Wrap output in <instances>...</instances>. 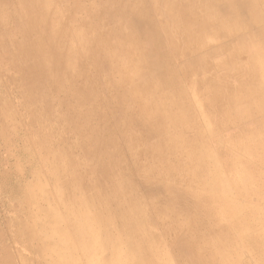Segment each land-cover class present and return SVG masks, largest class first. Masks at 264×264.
Segmentation results:
<instances>
[{
  "label": "bare ground",
  "instance_id": "6f19581e",
  "mask_svg": "<svg viewBox=\"0 0 264 264\" xmlns=\"http://www.w3.org/2000/svg\"><path fill=\"white\" fill-rule=\"evenodd\" d=\"M62 4L66 17L77 26L72 32L60 17L63 12L56 0H0V66L11 69L13 60L19 62L22 70L17 79L21 83L16 90L29 125L38 128L42 147L52 138L58 140L56 168L65 173V178H60L62 184L57 182L73 192L67 196V204L65 200L62 204L67 207L72 203L83 216L85 212L90 214L88 220L74 223L75 237L87 229L94 233V228L105 235L116 224L127 239L126 246L144 254L153 248L143 236L139 208L127 201L126 189L119 186L113 170L120 165V149L113 140L109 113L120 111L115 128L124 136V149L145 155L147 141L143 143L142 138L138 143V135L144 133L146 139L163 137L167 123L163 117L169 104L180 106L195 96L206 102L213 97H236L227 88L218 97L215 85L220 81L210 74L218 66L212 65L235 64L244 51L239 47L241 40L252 48L258 42L264 45V39L257 41L252 33L254 24L261 22L264 0H63ZM244 6L249 7L251 22L245 20ZM210 37L212 44L204 39ZM74 40L80 43L78 49L70 45ZM78 52L86 56L91 68L97 64L96 73L74 62ZM252 55L249 53L248 59ZM190 56L194 57L188 59ZM213 57L220 61L214 63ZM253 57L259 62L264 54ZM106 64L108 72L103 69ZM138 100L146 102L151 110L148 120L138 116ZM185 116L186 112L179 113L172 121L174 126H181ZM178 148L170 145L168 153ZM50 151L46 147L42 153ZM158 154V159L148 160L153 174L164 152ZM81 170L88 176L76 175ZM100 209L106 210L105 215L98 213ZM158 211L169 221H176L175 210ZM117 242L121 245L120 240ZM72 249L86 250L79 244ZM179 249L178 264H205L192 241ZM254 256L255 264H264L263 252L255 250ZM146 261L143 264H148Z\"/></svg>",
  "mask_w": 264,
  "mask_h": 264
},
{
  "label": "rangeland",
  "instance_id": "374dc122",
  "mask_svg": "<svg viewBox=\"0 0 264 264\" xmlns=\"http://www.w3.org/2000/svg\"><path fill=\"white\" fill-rule=\"evenodd\" d=\"M62 1L56 3L63 12ZM247 8L241 9L245 20L251 22ZM259 15L261 22L252 27L257 41L264 39V6ZM61 16L68 31L77 28L64 12ZM204 39L213 43L211 37ZM241 43L244 51L235 64H214L218 67L210 72L220 81L215 85L218 97L225 94L223 88L237 96L213 97L209 102L195 96L180 106L169 104L163 117L167 120L164 136L146 139L144 133L138 135V143L142 138L143 143L147 141V154L124 149V136L115 128L119 109L109 113L113 140L120 149V165L113 170L119 186L126 189L127 201L139 208L143 236L153 248L144 254L126 246L127 239L116 224L105 235L94 228L95 234L87 229L75 237L74 223L88 220L90 214L85 212L83 216L72 203L67 207L62 204L63 200L67 204V196L73 192L57 182L62 184L60 178H65V173L56 168L58 140L50 139L46 147L51 151L42 153L46 147L37 136L38 128L29 125L18 99L16 89L21 82L17 75L22 66L16 59L11 69L0 66V264H143L144 259L148 264H178L179 248L191 241L205 264H255V250L264 253V59L257 62L253 56L264 54V45L258 42L252 48L246 40ZM70 45L78 49L80 43L74 40ZM249 53L253 54L251 59ZM212 61L217 63L220 58L213 57ZM74 62L96 73L97 64L91 68L81 52ZM103 69L108 72L109 66ZM193 85L194 80L190 87ZM137 102L138 116L148 120L151 110L143 100ZM184 112L183 124L174 126L172 121ZM170 145L179 148L169 154ZM162 151V162L155 163L158 170L153 174L148 160L158 159ZM82 174L88 173L76 172ZM171 209L178 212L176 221H169L158 211ZM98 213L105 215L106 210ZM75 244L86 250L73 252Z\"/></svg>",
  "mask_w": 264,
  "mask_h": 264
}]
</instances>
